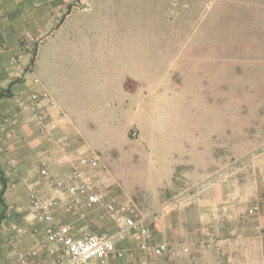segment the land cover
<instances>
[{
	"label": "crops",
	"instance_id": "0c3cea01",
	"mask_svg": "<svg viewBox=\"0 0 264 264\" xmlns=\"http://www.w3.org/2000/svg\"><path fill=\"white\" fill-rule=\"evenodd\" d=\"M94 2L0 0V33L7 31L0 55V110L17 124L15 131L9 125L0 126V264H16L18 252L35 251L31 262L43 257L39 244L45 239V224L36 221L29 208L31 192L41 198L53 193L39 173L42 168L56 179L88 171L103 179L116 204L134 202L110 178L92 137L118 134L126 152L143 151L159 109L160 89H152L146 80L149 67L134 68L125 51L111 50L109 34L91 31L95 24L88 23L97 14ZM239 9L231 33L238 35V55L264 63V0L239 2ZM225 20L224 58L229 56L231 40L230 23ZM26 32L33 36L29 43L22 42ZM244 41L253 45L246 47ZM12 54L21 56L20 69L9 63ZM38 67L50 76L62 68L82 73V102L64 85L52 84L49 75L38 77ZM34 93L56 104L48 112L46 134L20 108V102ZM189 151L196 152L192 147ZM180 175L185 186L204 179L205 183L200 190L188 186L171 196L161 195L162 217L146 224L156 242L174 247L185 244L189 251L156 262L133 239H117L115 247L124 252V258H110L109 264H141L144 259L148 264H264V156L247 161L244 167H225L218 175L209 171L200 175L192 165ZM254 204L259 211L250 217L247 210ZM53 214L56 222L74 228L84 222L60 207ZM86 214L95 233H116L103 209Z\"/></svg>",
	"mask_w": 264,
	"mask_h": 264
},
{
	"label": "rangeland",
	"instance_id": "374dc122",
	"mask_svg": "<svg viewBox=\"0 0 264 264\" xmlns=\"http://www.w3.org/2000/svg\"><path fill=\"white\" fill-rule=\"evenodd\" d=\"M94 1L96 21L86 20L95 24L91 31L109 34L111 50L125 51L134 68L149 67L146 80L160 89L144 153L126 152L118 134L92 137L110 178L134 203L156 209L161 195L205 183L185 186L179 178L186 166L200 175H218L235 161H247L264 143V63L252 56L240 58L238 35L231 34L239 2L248 0ZM226 18L231 40L224 58ZM35 72L40 78L50 76L44 68ZM50 77L82 102V73L62 68Z\"/></svg>",
	"mask_w": 264,
	"mask_h": 264
},
{
	"label": "built area",
	"instance_id": "2783aa9c",
	"mask_svg": "<svg viewBox=\"0 0 264 264\" xmlns=\"http://www.w3.org/2000/svg\"><path fill=\"white\" fill-rule=\"evenodd\" d=\"M6 37L7 31H1L0 55L4 52ZM32 40V34L26 32L22 42L29 43ZM8 61L17 69L21 68L20 55L12 54ZM34 83H38V80L34 79ZM20 108L37 121L42 134L48 133L47 115L50 109L56 108L54 102L47 101L45 95L34 93L20 102ZM2 125H9L12 131L17 128L15 119L2 115L0 110V126ZM135 135L132 133V136ZM263 156L264 143L249 154L247 161H254ZM247 161H235L227 168L244 167ZM39 173L47 179L53 191L46 198L39 197L35 192L29 194V208L33 218L45 224V239L39 244L43 257L31 262L30 257L37 254L35 251L18 252L16 264H109L110 258H124V252L116 249L115 243L117 239L127 238L133 239L138 249L156 262L165 257L179 258L189 251L185 244L174 247L168 243L156 242L146 224L148 221L158 222L165 211V205L153 210H144L134 202L116 204L109 196L103 179L88 171H74L66 179L50 176L46 168L40 169ZM201 186L203 184L194 189L200 190ZM58 207L83 220V224L74 228L70 224L56 222L53 211ZM94 208L103 209L111 218L117 228L115 234L94 232L92 225L86 220L87 211ZM258 211L259 207L254 204L247 210V215L254 217ZM141 264H148L147 259L141 261Z\"/></svg>",
	"mask_w": 264,
	"mask_h": 264
}]
</instances>
